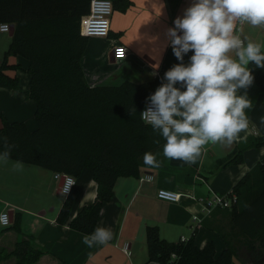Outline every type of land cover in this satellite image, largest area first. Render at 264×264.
Wrapping results in <instances>:
<instances>
[{
	"label": "trees",
	"instance_id": "16d2710c",
	"mask_svg": "<svg viewBox=\"0 0 264 264\" xmlns=\"http://www.w3.org/2000/svg\"><path fill=\"white\" fill-rule=\"evenodd\" d=\"M44 1L51 0H0V24L15 26L0 64V88L19 91V79L9 76L17 67L8 60L16 56L27 60L30 87L25 95L36 105L37 124V129L31 132L24 123L1 117L0 152L4 151L6 141L13 146L10 160L69 175L75 180L89 169L97 185L95 201L82 207L69 222L71 230L86 235L96 228L103 205L114 197L118 179L139 178L140 159L146 152L159 151L165 143L141 120L140 114L146 98L161 81L90 87L81 66L89 39L81 36L79 23L89 12L91 0H64L65 10L71 12H37L38 3ZM109 1L113 9L121 11L131 5L127 0ZM249 67L258 92L264 95V69ZM250 99L253 106L255 98ZM251 109L246 110L247 116ZM263 146L264 136L247 138L219 160L218 165L220 168L241 165L246 151ZM228 194L236 197L233 206L215 210L208 217L223 212L231 219L229 233L234 241L224 236L225 248L220 255H216L212 241L199 250L194 234L186 242H167L160 237L157 227L149 226L145 230L148 252L145 264H232L243 248L250 263L263 261L264 159ZM76 197L75 189L65 197L56 218L58 225H64L70 217ZM21 220V213H16L12 225L2 232L21 234ZM43 255L33 237L26 236L12 250L0 251V263L15 260L16 264H35Z\"/></svg>",
	"mask_w": 264,
	"mask_h": 264
},
{
	"label": "crops",
	"instance_id": "0c3cea01",
	"mask_svg": "<svg viewBox=\"0 0 264 264\" xmlns=\"http://www.w3.org/2000/svg\"><path fill=\"white\" fill-rule=\"evenodd\" d=\"M127 1L131 5L125 11L113 9L109 37L88 40L81 66L90 87L119 86L124 82L144 84L156 79L161 81L164 73L179 63L166 33L168 28L174 27L175 18L183 15L192 0ZM37 7V12H71L65 10L64 0L39 2ZM11 37L9 33L0 32V64L9 48ZM242 37L264 44V29L245 24L242 26ZM117 45L127 49V57L120 62L112 55ZM191 55L190 52L185 55V64ZM8 62L17 67L9 72V76L19 79V91L0 88V129L1 117H4L9 122L24 123L33 132L37 129L36 105L25 95L30 87L29 63L19 56L9 58ZM248 95L255 98V102L248 116L249 129L247 133L241 132L240 136L262 137L264 95L258 92L255 83L248 90ZM242 141L244 139L230 147L206 145V150L195 164L166 159L163 147L152 152L161 161L158 168L146 165L142 157L139 178L153 176L154 180L141 183L139 178L118 179L114 197L103 205L96 226L110 229L113 239L106 245L96 244L91 248L83 243L85 235L69 228V222L78 211L95 201L97 185L89 169H85L76 180L77 197L70 217L64 225H58L56 218L65 199L60 200L56 210L53 204L55 200L49 201L48 197L36 195L40 190L54 198L61 195L54 173L26 164H23V171H15L13 166L16 161L9 160L7 164L0 162V190H4L0 191V200L6 201L0 213L7 211L9 215L13 214V220L16 213H21L23 221L24 216L32 217L28 224L21 223V234L3 233L2 230L8 227L0 225L3 228L0 233V251H10L24 237L32 236L34 244L44 251V255L35 264H145L148 259L145 230L155 226L159 229L160 237L167 242L176 243L181 238L189 240L194 234L195 245L202 250L212 241L218 256L225 248L222 238L226 236V240H233L229 233L231 219L223 212H215L212 218L204 217L202 201L213 194L228 195L238 181L264 159L263 146L246 151L241 165L220 168L218 161L231 154ZM21 185L25 188L22 189ZM19 188L22 195L16 199L12 194L18 193ZM159 190L181 194L180 202L159 200ZM30 202H35V205ZM51 204L52 216L48 217L46 208ZM194 216L201 218L200 221L194 222ZM124 247L127 253L123 252ZM262 252L264 256V249ZM0 264L16 262L8 260ZM232 264H264V260L250 263L243 248L233 258Z\"/></svg>",
	"mask_w": 264,
	"mask_h": 264
},
{
	"label": "clouds",
	"instance_id": "9594fccd",
	"mask_svg": "<svg viewBox=\"0 0 264 264\" xmlns=\"http://www.w3.org/2000/svg\"><path fill=\"white\" fill-rule=\"evenodd\" d=\"M173 23L166 35L179 63L164 73L140 114L165 141L166 159L195 164L206 145L230 147L247 139L240 133L249 129L246 110L252 107L248 90L255 77L249 66L264 69V44L242 37V26L264 29V0H192ZM12 147L5 141L0 162L8 163ZM143 160L161 166L151 152ZM13 167L23 171L24 165L16 161ZM71 185L67 181L62 194ZM112 239L110 229L97 227L83 243L91 248Z\"/></svg>",
	"mask_w": 264,
	"mask_h": 264
},
{
	"label": "built area",
	"instance_id": "2783aa9c",
	"mask_svg": "<svg viewBox=\"0 0 264 264\" xmlns=\"http://www.w3.org/2000/svg\"><path fill=\"white\" fill-rule=\"evenodd\" d=\"M113 14V5L109 0H91L89 5V12L87 15L83 16L80 19V34L86 38H101L107 39L109 37L110 25H111V16ZM10 26L8 24H0V32L9 33ZM170 45V44H169ZM171 47V45H170ZM172 49V47H171ZM114 58L117 61H123L127 57V49L122 45H117L113 49ZM146 108V102L143 106L142 111ZM141 111V112H142ZM142 120V119H141ZM143 121V120H142ZM146 124V123H145ZM63 178V184L61 186L60 192L64 197L69 196L76 186V180L69 175L65 174H54V179L60 181ZM154 180L153 176H144L140 177L139 181L152 182ZM67 181H71L72 185L67 194H62V189ZM182 195L177 194L167 190H159L157 193V198L159 200L168 202V203H178L180 202ZM236 201L234 195H218L213 194L211 197L206 198L202 201V213L204 217H209L213 211L218 209H229L233 206ZM201 218L193 217L194 222H199ZM0 225L2 227H9L11 225L10 215L7 211L0 213ZM181 242H186L185 238H181ZM124 253H127V248L124 247Z\"/></svg>",
	"mask_w": 264,
	"mask_h": 264
},
{
	"label": "rangeland",
	"instance_id": "374dc122",
	"mask_svg": "<svg viewBox=\"0 0 264 264\" xmlns=\"http://www.w3.org/2000/svg\"><path fill=\"white\" fill-rule=\"evenodd\" d=\"M42 170V169H41ZM22 186V189H24L25 188V186H23V185H21ZM31 187V186H30ZM41 189V188H40ZM3 189H1L0 191H2ZM4 191V190H3ZM18 193H16V194H12V195H15L16 196V199H20V196L22 195L21 193H22V191H21V188H19V190L17 191ZM36 195H42V197H48L49 198V201L50 200H55L56 202H52L53 204H54V206H55V209L57 210L58 208H59V202H60V200H64L65 198H64V196L63 195H60V196H57V197H52V196H49V195H47L46 194V192H43V190H40L39 192H38V194H36ZM39 196H37L36 197V199L39 197ZM5 203H6V201L5 200H0V210H1V208H2V206H4L5 205ZM30 203H32V204H34L35 205V202H30ZM53 204H51L50 206H48L47 208H46V211H47V216L48 217H51L52 216V214L50 213V211H51V209H52V205ZM10 211H13V210H10ZM14 211H16V210H14ZM16 213V212H15ZM23 219H24V221L22 220L21 221V223H24V224H28L29 222H30V220L32 219V217H28L27 218V216H24L23 217ZM3 228H1L0 227V233H1V230H2ZM4 230V229H3ZM264 249V248H263Z\"/></svg>",
	"mask_w": 264,
	"mask_h": 264
},
{
	"label": "water",
	"instance_id": "95a60500",
	"mask_svg": "<svg viewBox=\"0 0 264 264\" xmlns=\"http://www.w3.org/2000/svg\"><path fill=\"white\" fill-rule=\"evenodd\" d=\"M13 33H14V26L11 25L10 30H9V35L12 36ZM112 55L114 56V52H112ZM62 184H63V178L58 182L59 194H61L60 189H61ZM10 221H11V223L13 222V214H11V213H10Z\"/></svg>",
	"mask_w": 264,
	"mask_h": 264
}]
</instances>
